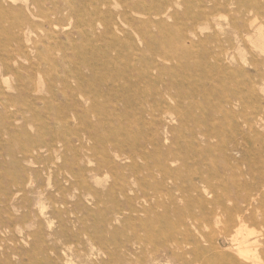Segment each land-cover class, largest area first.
Instances as JSON below:
<instances>
[{
  "label": "rangeland",
  "instance_id": "1",
  "mask_svg": "<svg viewBox=\"0 0 264 264\" xmlns=\"http://www.w3.org/2000/svg\"><path fill=\"white\" fill-rule=\"evenodd\" d=\"M250 1L0 0V264H264Z\"/></svg>",
  "mask_w": 264,
  "mask_h": 264
},
{
  "label": "bare ground",
  "instance_id": "2",
  "mask_svg": "<svg viewBox=\"0 0 264 264\" xmlns=\"http://www.w3.org/2000/svg\"><path fill=\"white\" fill-rule=\"evenodd\" d=\"M233 1L234 0H196L195 2V5H196V8L200 10V14H199V17L196 18L194 17L191 21V23L193 24V28L201 25V24H206V25H209V20H210V17L214 16V13L213 11L217 9L218 6L220 5H224L225 6H233ZM249 1V0H248ZM251 3H249V5L246 4V7L244 8L243 12L245 13V18H242V25L243 27L242 28H239L236 32V42H237V45L238 47L240 46L239 43L241 42V34L244 33V35H246L248 41L251 43L252 42V35L250 33V31H248L249 29L248 28H251V30H254L252 33L256 34L257 36V39L259 40H263L264 39V33L262 32L261 28V22H262V19H264V10L262 9L261 5H260V1L259 0H251L250 1ZM198 3V4H197ZM198 5V6H197ZM201 8H200V7ZM194 8V7H193ZM226 8V7H225ZM50 11V10H49ZM46 12V11H45ZM41 15H39L40 17ZM50 16V15H49ZM43 17V16H42ZM53 17V16H52ZM44 19L46 17H43ZM50 18V17H49ZM42 19V18H41ZM48 19V18H46ZM52 19V18H50ZM43 21V20H42ZM49 20L47 21L46 20V24L49 25ZM51 23V22H50ZM52 24V23H51ZM177 28V27H176ZM195 30H192L191 32L194 33ZM202 33V32H201ZM202 36V35H201ZM43 41V40H42ZM256 47V46H255ZM260 48V47H259ZM233 49L232 47H228V48H220L217 52V57L219 60H230L232 57H230V53L229 51ZM248 66H250V68H252L256 75L260 76L261 75V72H260V68L258 65L254 64V63H251L249 64ZM246 71V70H244ZM253 71V72H254ZM242 74V73H241ZM251 74V73H250ZM248 75V74H247ZM232 76V75H231ZM255 76V75H253ZM249 77V76H248ZM251 77V75H250ZM249 77V78H250ZM1 78V77H0ZM232 79H234V77L232 76ZM243 79V78H242ZM247 79V78H246ZM251 79V78H250ZM243 81H245L243 79ZM235 84V83H234ZM249 86V85H248ZM251 87V86H250ZM252 88V87H251ZM251 88L249 89L250 92H254L255 90H251ZM100 89V88H99ZM252 95V94H251ZM254 95V94H253ZM256 96V95H255ZM241 98V97H240ZM227 100V99H226ZM229 101V100H227ZM226 101V102H227ZM239 102V100H237ZM234 102V100H233ZM233 102H228V103H233ZM261 113L262 111H259L255 114V119L256 121L258 120V118H261ZM174 116V115H173ZM254 119V118H253ZM260 120V119H259ZM255 121V122H256ZM255 122H252L255 124ZM251 124V123H250ZM252 125V124H251ZM257 125V124H256ZM250 127V126H248ZM250 130H251V127H250ZM263 148V147H262ZM261 149V147H260ZM212 160V159H211ZM263 173V172H262ZM264 174V173H263ZM262 178V177H261ZM262 181H264L262 179ZM262 185V184H261ZM264 189V188H262ZM263 191V190H262ZM205 192V191H204ZM241 215H238L237 216V221H238V224H239V227H237V231H236V234L233 235V240L232 242H236L237 244V254L242 258V259H250L252 260V262L255 263L256 261V257L254 255V251L250 248L251 245H253V249L255 247L258 246L259 242L258 240H255L252 242L251 245H245L246 241H241V239H239L240 241H238V238H244V237H249V236H256L258 237L259 236V233L254 231V230H248L244 224V220L240 217ZM251 228V227H250ZM253 229V228H252ZM261 234V233H260ZM258 251V250H257ZM263 264V263H262Z\"/></svg>",
  "mask_w": 264,
  "mask_h": 264
}]
</instances>
